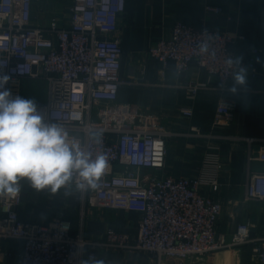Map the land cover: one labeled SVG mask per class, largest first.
<instances>
[{"label": "built area", "instance_id": "obj_1", "mask_svg": "<svg viewBox=\"0 0 264 264\" xmlns=\"http://www.w3.org/2000/svg\"><path fill=\"white\" fill-rule=\"evenodd\" d=\"M31 8L32 0H0V74L10 77L6 87L13 96L23 97L28 81L43 80L46 90L38 106L45 118L62 125L93 154H106L110 163L96 189L80 192L82 203L136 212L140 220L134 242L128 234L112 228L105 231L103 240L87 239L82 225L74 234V224L61 216L46 222L22 221L21 181L16 197H0V264L10 258L5 248L10 241L22 244L19 264H84L82 258L94 259L99 247L142 252L150 255L154 264H167L166 260L204 264L212 254H240L247 245L252 259L264 264V233L253 237L251 225L243 221L229 236L218 234L222 208L205 193L206 188L219 185L222 163L218 151L227 137L215 130L228 126L233 117L234 101L225 94L239 67L229 59L237 57L245 36L178 21L168 38L147 50L162 70L172 65L180 74L195 66L207 72L208 83L187 85L191 96L201 89L218 93L210 129L203 133L191 127L190 131L191 136L213 143L207 147L201 172L194 178L175 179L162 176L171 134L140 106L118 101L120 86L135 83L119 76L122 49L118 22L125 0H72L67 26L57 20L45 27L32 26ZM205 9L221 12L218 6L206 5ZM256 53L255 48L250 49L246 66L252 73ZM182 111L192 115L190 108ZM89 128L102 131L100 145L89 142ZM243 139L248 144L256 140ZM259 141L257 155L248 161L264 163V139ZM69 187L75 188L74 183ZM244 200L264 204V171L249 172Z\"/></svg>", "mask_w": 264, "mask_h": 264}, {"label": "crops", "instance_id": "obj_2", "mask_svg": "<svg viewBox=\"0 0 264 264\" xmlns=\"http://www.w3.org/2000/svg\"><path fill=\"white\" fill-rule=\"evenodd\" d=\"M71 5L72 0H32L31 25L45 27L57 20L61 26H67ZM206 5L218 6L221 12L207 11ZM178 21L246 38L238 46L237 56L243 57L247 84L234 94L229 91L225 94L234 101L235 109L228 126L215 130L216 134L227 139L222 141L218 151L222 163L217 175L219 185L214 189L206 188L205 193L222 208L216 226L218 234L229 236L238 223L247 221L251 225V235L261 236L264 233V204L246 202L244 196L249 172L264 171V163L248 161V157L257 155L259 140L264 139V0H125L124 13L118 22L122 49L119 76L135 83L120 86L118 101L140 106L171 134L166 142L162 176L175 179L199 176L203 157L209 151L207 147L213 143L191 136V127L207 132L218 101V93L214 90L201 89L191 96L186 89L192 82L208 83L209 75L205 70L192 66L187 72L178 74L172 65L162 70L160 64L148 55L147 50L161 38H168L173 24ZM251 48L257 50L253 73L246 68ZM214 83L213 80L211 85ZM232 84L233 79L228 87ZM187 108L192 110L191 116L183 113L182 110ZM243 138L256 140L248 144ZM22 185L23 203L29 189L44 199L40 208L47 213L44 222L59 215L74 224V234L82 225L87 239L103 240L105 231L112 228L128 234L132 242L135 240L140 220L136 212L89 207L82 203L81 194L74 187L50 194L34 190L27 181H22ZM23 207L19 209L20 219L36 222ZM5 248L11 254L9 262L19 264L21 242L10 241ZM96 260H103L104 264H154L148 254L105 247L95 250L94 259L82 258L87 264H94ZM166 263L178 264L171 260ZM204 264L261 263L252 259L251 246L247 245L240 254L234 251L212 254Z\"/></svg>", "mask_w": 264, "mask_h": 264}, {"label": "clouds", "instance_id": "obj_3", "mask_svg": "<svg viewBox=\"0 0 264 264\" xmlns=\"http://www.w3.org/2000/svg\"><path fill=\"white\" fill-rule=\"evenodd\" d=\"M242 61V56L229 59L230 64L239 66L228 88L233 94L247 84ZM9 80L8 75L0 74V197H16L21 181L50 194L73 183L78 192L96 189L110 168L107 155L93 154L81 141L71 138L62 125L47 120L34 98L13 96L6 87ZM220 87L224 88V84ZM87 137L89 142L100 145L103 133L89 128ZM94 264L104 261L96 260Z\"/></svg>", "mask_w": 264, "mask_h": 264}, {"label": "rangeland", "instance_id": "obj_4", "mask_svg": "<svg viewBox=\"0 0 264 264\" xmlns=\"http://www.w3.org/2000/svg\"><path fill=\"white\" fill-rule=\"evenodd\" d=\"M25 87H27V90L26 94L23 95L24 98H34L38 104L43 103V96L46 90L45 82L43 80L28 81L25 84ZM43 205L44 199L40 194L31 192V189L26 191L25 203L23 208L24 210H26V212L29 211L30 214L33 215L34 218L32 217V220L36 222H44L46 220L47 213H43V211L40 210ZM26 217L28 218V216ZM4 264H11V262H9V260H6Z\"/></svg>", "mask_w": 264, "mask_h": 264}, {"label": "water", "instance_id": "obj_5", "mask_svg": "<svg viewBox=\"0 0 264 264\" xmlns=\"http://www.w3.org/2000/svg\"><path fill=\"white\" fill-rule=\"evenodd\" d=\"M59 216V215H58Z\"/></svg>", "mask_w": 264, "mask_h": 264}]
</instances>
